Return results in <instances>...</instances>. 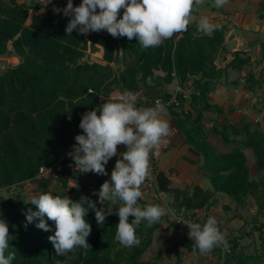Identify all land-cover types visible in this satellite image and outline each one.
Segmentation results:
<instances>
[{
    "label": "trees",
    "instance_id": "trees-1",
    "mask_svg": "<svg viewBox=\"0 0 264 264\" xmlns=\"http://www.w3.org/2000/svg\"><path fill=\"white\" fill-rule=\"evenodd\" d=\"M54 5L46 15H39L33 12L41 5L0 0V58H18L17 64L0 71V219L7 222L10 234L5 255L15 253L10 264H160L144 260L142 255L152 245L154 233L166 216L152 227L142 222L136 228L139 246L120 245L115 233L119 222L116 211L121 205L109 201L101 205L98 195H94L112 167L106 165V176L80 173L67 155L76 144L75 136L82 134V114L105 101H115L112 94L121 95L125 89L139 97V107H152L157 98L169 102L166 109L175 117L178 130L202 157V176L212 184L208 189L196 182L177 184L157 168L155 189L173 194L171 205L176 214L184 209L186 219L204 224L209 217L197 213L215 203L212 198L216 193L230 197L238 206L253 199L258 213L264 212V174L257 176V172L264 171V130L243 116L239 124L230 123L227 115L234 108L225 113L211 99L228 69L242 71L249 67L244 81L247 90L264 93V76L256 74L249 54L236 51L225 67L217 65L227 45L226 24H215L218 27L211 35L198 26L189 27L176 42L167 39L141 51L135 38H113L99 32L82 35L76 30L67 36L69 18L62 12L54 13V7L60 8L57 0ZM100 46L102 60L87 53L99 52ZM174 81L180 91L169 89ZM240 81V77L232 80L236 85ZM173 96L176 101H172ZM253 107L259 113L264 108L257 104ZM209 113L215 116L212 125ZM248 150L255 156L256 172L249 164ZM27 182L34 185L38 195L51 193L73 201L86 196L106 214L111 212L103 225H97L94 211L87 213L85 219L92 229L87 237L90 249L77 248L67 255H56L48 240L54 234L53 222L47 221L52 231H44L36 227L38 220L29 223L26 219L29 211L38 210L28 202L38 195H28L24 190L9 196L3 193ZM53 184L57 189L52 188ZM149 204L162 206V201L152 203L143 197L138 201L141 207ZM132 219L129 217V222ZM172 225L189 238L187 226L177 221ZM218 226L223 233L219 221ZM243 237H225L229 247L214 248L223 258L219 264H264L263 231L260 229V245L251 251L242 246Z\"/></svg>",
    "mask_w": 264,
    "mask_h": 264
},
{
    "label": "clouds",
    "instance_id": "clouds-1",
    "mask_svg": "<svg viewBox=\"0 0 264 264\" xmlns=\"http://www.w3.org/2000/svg\"><path fill=\"white\" fill-rule=\"evenodd\" d=\"M202 3L203 0H82L74 6L73 0H67L66 7H54L53 11L57 14L62 12L69 18L65 29L67 36L74 30L82 35L105 30L113 38L137 39L140 50L144 51L186 32L194 6ZM227 3L228 0H214L217 8ZM217 27L207 18L198 25L199 30L207 35ZM136 102V94L125 89L117 101H105L96 109L83 113L79 123L82 134L75 136L76 144L67 154L80 173L106 176V165L118 155V146L126 147V151L119 153L120 158L116 160L110 180H106L94 195H98L101 205L106 201L121 205L116 211L119 222L115 240L127 248L139 246L136 228L142 222L152 227L159 224L165 215H175L173 209L160 204L138 205L143 196L141 186L151 175L150 159L159 155V148L166 143L171 127L161 118L164 108L159 101L155 107L140 108ZM28 202L38 209L27 214L29 223L38 220L36 227L52 231L47 221L53 222L54 234L48 240L56 255H67L77 248L90 249L87 237L92 229L85 219L87 213L94 211L97 225H103L106 215L111 213L106 214L103 207L97 208V202L86 196L73 201L68 196L42 193ZM129 217L133 218L131 222ZM178 222L187 226L189 238L194 242V254L198 251L205 255L215 247H229L215 217H209L203 225L186 220ZM9 235L7 222L0 219V264H10L15 259L13 252L5 255L9 248Z\"/></svg>",
    "mask_w": 264,
    "mask_h": 264
},
{
    "label": "crops",
    "instance_id": "crops-1",
    "mask_svg": "<svg viewBox=\"0 0 264 264\" xmlns=\"http://www.w3.org/2000/svg\"><path fill=\"white\" fill-rule=\"evenodd\" d=\"M26 2L28 4L41 5L40 8L35 9L33 12L39 15H46L47 10L55 6L54 0H26ZM57 2L61 9L67 5V0H57ZM81 2L82 0H73L74 6H78ZM122 13L121 10V17ZM203 18H207L213 25L224 23L228 27L226 49L216 61L219 67H225L233 59V53L241 51L251 56L252 62L255 63L252 66L256 74L259 75L261 73L264 76V0H228V3L220 8L214 6V0H203L202 4L194 6L187 28L198 26ZM99 33L104 36L109 34L105 30ZM231 35L232 39L228 41ZM87 53L91 54L93 58L102 60L103 47L100 46L99 52L89 50ZM255 67L258 71H256ZM248 69L249 67L242 71L228 69L225 77L214 88L211 99L221 106L225 113L233 107L234 109L231 112L233 114L236 111V106L240 108L239 103L241 100H246L247 102L248 93H246L247 87L244 81L245 76L249 73ZM233 71H236V74H233ZM238 77L241 78V81L240 84L236 85L232 80ZM172 85L175 90L178 82L174 81ZM115 93L120 96L118 92ZM237 94L241 97L234 101V98L239 96ZM227 116L230 123L238 124L230 120V114ZM162 119L170 124L171 134L165 138L166 143L161 144L159 155L152 156L157 168L165 171L174 181H179V184L182 182V184L193 185L196 182L202 185L201 155L193 146L186 142L185 137L178 130L175 117L171 113L168 112ZM124 151H126V147L119 145L118 155L111 159L112 168H114L116 160L120 158L119 153Z\"/></svg>",
    "mask_w": 264,
    "mask_h": 264
},
{
    "label": "rangeland",
    "instance_id": "rangeland-1",
    "mask_svg": "<svg viewBox=\"0 0 264 264\" xmlns=\"http://www.w3.org/2000/svg\"><path fill=\"white\" fill-rule=\"evenodd\" d=\"M17 62L18 58L13 55L0 58V71H3V69L8 66L15 65ZM256 71H258V69H256ZM233 74H236V71H233ZM169 87L172 92L175 91L173 85H170ZM246 93H248L247 102L246 100H241V102L239 103L240 108L236 106L235 113H230V120H233L235 123L239 124L240 118L243 116L245 119L259 124V127H262V129L264 130V93L261 90H257L256 94H254L247 89ZM119 97L120 96H118L116 93L112 94V99H114L115 101H117ZM237 97L234 98V101H237L241 96L239 95ZM255 104H257L258 106L261 105V107L263 108L261 113H259L257 109L253 107V105ZM166 114H168L167 109H165L161 114V118L166 116ZM207 115L209 119H211L209 120V125H212L215 116L211 113ZM213 137L216 138L218 136L213 133ZM247 153L249 157V164L252 165L254 171L256 161L255 156L251 150H248ZM111 161L112 160L110 159L107 164L108 167H113L111 166ZM254 172H256V170ZM262 173L264 174V171L257 172V176L259 177V175H263ZM110 176L111 173L107 180H110ZM174 182L179 184V181ZM202 183L205 189L212 187L211 181L208 177H203ZM180 184H182V182ZM52 188L57 189V185L53 184ZM19 190H24L28 195H38L39 193L35 191L34 185L29 182L19 187H13L10 190L3 191V193L9 196L13 195V193ZM141 191L143 193L142 197L144 199L152 203L160 199L162 201V206H166L172 209L171 201L174 198L172 193H159L156 191L154 186H147L145 185V183L141 186ZM212 199H215V203L209 209H200L197 213L199 217H215L216 220L221 223L223 227V233L228 239L244 235L243 239H241V244L249 251L254 250L256 246L260 245V229L264 233V212L258 213L257 206L254 203L253 199H249L245 206H238V204H236L230 197L221 193H216ZM165 216L166 217L164 218V222L154 233V240L152 245L142 255V259L156 260L160 264L222 263L223 258L218 255L217 250L215 249L205 255H200L198 251L194 254L192 251V245L194 242L190 238H186L185 231L175 229L172 225V223H174L178 219L171 213ZM181 225L184 226L185 224ZM241 229L244 230L245 234H242L243 230Z\"/></svg>",
    "mask_w": 264,
    "mask_h": 264
},
{
    "label": "built area",
    "instance_id": "built-area-1",
    "mask_svg": "<svg viewBox=\"0 0 264 264\" xmlns=\"http://www.w3.org/2000/svg\"><path fill=\"white\" fill-rule=\"evenodd\" d=\"M186 32H183V33H180V34H176V35H174V37L172 39L176 42L180 37H182L184 34H186ZM180 90H181L180 86L177 85V87L175 88V92L180 91ZM157 101L160 102V104L163 106L164 110L166 109V105L169 104V102L168 103H164L160 98H157V99H155L154 105L152 107H155L156 106V102ZM172 101H176L175 96H173ZM137 107L140 108L139 106H137ZM150 172H151V175H150L149 178L146 179L145 185H147V186H154L155 187L156 186V180H157V178H156V175H157V166H156V162H155V160H154L153 157H151V159H150ZM184 211L185 210L182 209V211L179 214H176V212L174 211L175 212V215L174 216L178 219L177 222L180 221V220H186V221H188L186 219L185 215H184ZM191 216H192V214L189 213V217H191ZM191 222H193V221H191ZM178 223L184 224L183 222H178ZM201 225H203V224H201ZM184 226H186V225H184Z\"/></svg>",
    "mask_w": 264,
    "mask_h": 264
},
{
    "label": "water",
    "instance_id": "water-1",
    "mask_svg": "<svg viewBox=\"0 0 264 264\" xmlns=\"http://www.w3.org/2000/svg\"><path fill=\"white\" fill-rule=\"evenodd\" d=\"M232 39V35H231V37L228 39V41H230ZM254 65H255V63H253ZM255 69H256V67H255Z\"/></svg>",
    "mask_w": 264,
    "mask_h": 264
}]
</instances>
